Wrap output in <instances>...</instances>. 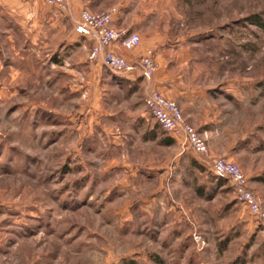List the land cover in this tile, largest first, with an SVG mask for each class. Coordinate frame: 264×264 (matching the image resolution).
<instances>
[{
    "label": "rangeland",
    "instance_id": "rangeland-1",
    "mask_svg": "<svg viewBox=\"0 0 264 264\" xmlns=\"http://www.w3.org/2000/svg\"><path fill=\"white\" fill-rule=\"evenodd\" d=\"M148 5L141 26L206 89L211 157L238 164L264 204V0ZM46 40L0 39V264H264V228L232 184L194 170L111 71L96 95L90 64L42 55Z\"/></svg>",
    "mask_w": 264,
    "mask_h": 264
},
{
    "label": "crops",
    "instance_id": "crops-1",
    "mask_svg": "<svg viewBox=\"0 0 264 264\" xmlns=\"http://www.w3.org/2000/svg\"><path fill=\"white\" fill-rule=\"evenodd\" d=\"M151 1L66 0L67 11L63 13L56 9L60 13L58 15L56 12L51 14L52 10L49 8L52 7L47 6L42 0H0V39L11 40L16 30L21 34H25L27 38L31 39V42H34L33 39H47L46 49L39 51L42 55L49 50L48 55L50 52L52 54L54 52V58L57 61L68 57L67 59L72 63L80 65L86 62L90 64L91 76L95 79L98 78L94 83L95 89L91 92L94 91L98 95L99 92L108 91L112 88V86L104 85L105 81L101 79L102 73H108V71L102 62L93 63L89 61V50L92 43L76 34L73 22L82 10H88L92 13H104L111 9H116L113 25L120 30L138 33L141 36L142 44L139 50L133 52L126 51L118 45H114L110 50L133 63L138 62L142 52L147 50L154 51L156 62L158 67H160L152 80V88L160 91L167 99L175 101L181 109L185 120L199 133L207 137L205 138L210 146L209 139L214 132L210 129L213 121H210L207 117L202 119L200 116L196 117V115L201 114L200 111H204L202 103L205 100L206 89L202 87L190 91L184 85L183 76L178 73L179 71L174 67V63L171 62L172 59L167 61L164 58L165 54H167V49L154 32L155 28L152 29L153 32H149L141 26L143 22L142 16L152 12V8H149L150 5H148V8L146 7L147 3L151 4ZM45 24L48 26L45 27ZM9 42L11 41H6V44ZM9 45L15 46L17 44L9 43ZM57 51L59 52L57 53ZM107 76L109 80L115 76L120 81L125 82V93L121 91L124 95L121 97L122 101L128 103L131 106L130 109H132L136 103L139 104L140 100H142L143 109L141 113L149 116L145 107L146 91H144L143 87L144 79L140 71H133L125 75L108 73ZM175 78L178 80L176 81ZM100 81H102L103 86L100 85ZM114 90L116 89H112L113 92H115ZM113 94H116L117 97L120 96L117 93ZM139 94L142 96L141 98ZM96 99H98L97 96ZM107 100L109 101L110 98ZM129 105L125 106V117L127 118L131 117V115L135 116L134 111L129 109ZM127 122L125 118V124ZM175 141L176 144L180 145L181 154H183L186 150L182 147L181 141L179 139H175Z\"/></svg>",
    "mask_w": 264,
    "mask_h": 264
},
{
    "label": "built area",
    "instance_id": "built-area-1",
    "mask_svg": "<svg viewBox=\"0 0 264 264\" xmlns=\"http://www.w3.org/2000/svg\"><path fill=\"white\" fill-rule=\"evenodd\" d=\"M42 1L63 13L67 11L66 0ZM115 15L116 9L104 13L82 10L73 22L76 34L92 43L89 61L102 62L106 69L119 75L140 71L143 79L150 83L158 68L154 51L142 52L138 62L133 63L110 50L114 45H118L126 51L133 52L139 50L142 44L138 33L120 30L113 25ZM145 107L166 134L174 140L179 139L182 147L191 150L202 165H209L216 176L224 177L232 184L237 200L250 211L255 222L264 227V206L249 190L247 177L240 166L225 155L211 157L207 140L185 120L177 103L167 99L160 91L147 87Z\"/></svg>",
    "mask_w": 264,
    "mask_h": 264
},
{
    "label": "trees",
    "instance_id": "trees-1",
    "mask_svg": "<svg viewBox=\"0 0 264 264\" xmlns=\"http://www.w3.org/2000/svg\"><path fill=\"white\" fill-rule=\"evenodd\" d=\"M163 131V130H162ZM164 132V131H163ZM165 133V132H164ZM166 134V133H165ZM166 143H168V144H171V143H173V140L171 139V137L169 138L168 137V139H166V141H165ZM192 163H191V165H193V169L195 170V168H194V166L195 167H197V168H199V169H203L204 170V165H202L198 160H197V158L194 156L193 157V160L191 161ZM215 177V179L220 183V184H222V182L223 181H225V180H227L226 178H224V177H219V176H214Z\"/></svg>",
    "mask_w": 264,
    "mask_h": 264
}]
</instances>
